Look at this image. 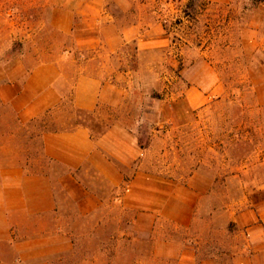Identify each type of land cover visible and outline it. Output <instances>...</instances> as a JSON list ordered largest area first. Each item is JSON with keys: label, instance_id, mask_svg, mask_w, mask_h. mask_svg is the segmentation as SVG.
<instances>
[{"label": "rangeland", "instance_id": "1", "mask_svg": "<svg viewBox=\"0 0 264 264\" xmlns=\"http://www.w3.org/2000/svg\"><path fill=\"white\" fill-rule=\"evenodd\" d=\"M117 22L154 23L163 41L147 53L128 43L111 60L124 73L122 105L97 114L69 105L63 114L81 116L95 136L116 123L131 129L144 153L125 179L140 170L167 181L188 211L177 221L131 211L113 202L126 186L113 190L90 171L87 182L106 202L87 217L66 204L74 249L52 264H179L184 256L264 264V240L244 217L264 195V0H0V68L29 71L58 53L94 52L97 42L75 37L99 38ZM16 118L0 104V163L47 171L41 134L59 125L47 118L21 128Z\"/></svg>", "mask_w": 264, "mask_h": 264}, {"label": "crops", "instance_id": "2", "mask_svg": "<svg viewBox=\"0 0 264 264\" xmlns=\"http://www.w3.org/2000/svg\"><path fill=\"white\" fill-rule=\"evenodd\" d=\"M156 29L154 23L145 28L117 22L101 28L99 38L75 37L77 45L97 42L100 49L94 52L58 53L51 62H40L29 71L0 68V104L15 112L19 127L37 121L47 124V118L59 125L41 134V154L51 165L47 171L29 174L22 162L0 163V264H52V257L74 249L63 226L66 204L79 217H87L101 211L106 202L87 182L90 171L113 190L126 186L125 195L113 202L131 211L176 221L188 211L186 205H177V195L164 189L167 181L140 170L125 179L123 170L137 165L144 153L131 129L116 123L95 136L81 116L63 114L69 105L73 112L84 114L122 105L119 79L124 73L111 60L128 43L138 44L140 53L156 47L163 41ZM72 119L81 121L66 126ZM58 168L61 173L56 174ZM253 201L244 217L250 233L264 240V195ZM179 264H195V259L184 256Z\"/></svg>", "mask_w": 264, "mask_h": 264}]
</instances>
